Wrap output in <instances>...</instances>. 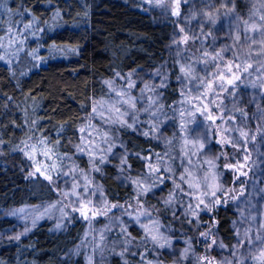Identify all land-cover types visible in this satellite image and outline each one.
<instances>
[{"label": "trees", "instance_id": "1", "mask_svg": "<svg viewBox=\"0 0 264 264\" xmlns=\"http://www.w3.org/2000/svg\"><path fill=\"white\" fill-rule=\"evenodd\" d=\"M196 2L201 6L193 18L192 11L196 7L192 4ZM225 2L227 0H187L181 12L190 18L191 30L186 32L190 40L187 45H174L173 39L182 35L178 33L177 17L161 15L162 9L152 7L145 0H0V42L5 44L0 55L6 56L0 61V264H88L90 256L94 264H198L202 256H207L214 264L227 260L235 264L230 253L237 241L236 231L243 234L250 228L253 234L264 235V156L260 155L264 153V142L257 136L255 144L247 145L251 152V160L244 169L247 176L227 167L242 159V153L231 145L219 143L223 128L231 127L233 122L221 126L216 119L213 124L200 112L192 111L197 92L194 88L191 93L185 91V84L178 79L182 75L180 65L190 62H196L193 67L197 75H205L201 71L204 65L198 63L202 42L193 43L191 36L198 35L201 27L205 32L210 30L202 13L214 8L221 13L211 29L215 40L212 37L204 40L203 50L225 49L221 53L224 61L235 62V52L241 53V61L245 59L243 53L248 51V46L243 38L242 49L227 47L233 43L227 22L232 16L249 19L256 0L236 1L234 13L227 18L221 7ZM255 19L252 17L250 22ZM23 24H31V28L27 31L21 28L22 36H14L16 43L8 47V27ZM179 49L184 51L179 52ZM251 62L253 74H243L242 82L237 83V95L242 97L239 105L246 108L249 126L254 131L257 121L253 117L258 115L255 105L264 108V93L249 99L246 91L255 80V66L264 60L253 57ZM217 63L223 66L220 61ZM208 66L210 72L216 70L211 64ZM155 71L161 73L157 85L152 87L154 91L141 93L142 79ZM129 73L135 87L128 91L136 98V110L125 106L128 115L123 119L132 123L135 118L134 128L106 123L99 115L93 117L94 102L119 99L104 82L111 81L112 88L119 91L127 83L122 77L128 78ZM165 74L167 86L161 87ZM255 82L257 86L260 83ZM147 97L156 104L149 107ZM211 98L209 96L208 100ZM208 100L203 102L208 103ZM216 103L221 104L220 111L227 117L226 109L233 107L227 92L221 93ZM110 106V103L105 104V107ZM146 108L148 111H144ZM209 110L213 116L217 115V109L211 104ZM235 115V123L240 124L241 117L238 113ZM112 119H116L115 114ZM89 124L93 127L88 128ZM198 124L208 129V140H203V149H191L196 153L191 157V165L182 164V160L187 159L184 153L190 152L185 138H194L193 129ZM82 127L91 132L94 144L101 149L108 147L101 141V136L107 133L112 151L97 152L93 157L87 151L80 152L78 146L84 147L87 143V139H81L86 137V132L80 131ZM217 128H220L219 133ZM144 132L148 135H143ZM31 138L46 142L41 151L51 150L49 156L39 154L38 158L43 170L49 168L46 174L53 176L52 183L42 176L28 175V163L20 149ZM210 146L213 153L208 156ZM157 155L161 158L159 174L163 175L164 183L141 197V203L142 210L151 212L152 218L159 221L160 232L171 244L165 248H158L150 239L144 240V230L133 219L138 189L131 181L147 172L144 157H151V162L156 164ZM100 156H105V163H100ZM121 157H126L130 168L121 164ZM205 161H212L215 166ZM52 163L69 174L57 177L56 170L50 169ZM184 167L198 177L206 174L208 184L232 190L227 203L222 201L211 213L200 211L198 221L182 211L184 205L195 201L178 195L172 205H165L163 201L173 190L169 175L179 183ZM164 168H171L172 172L164 173ZM81 172L91 181L89 193L95 192V198L102 202L106 199L109 204L124 205L133 218L120 208L95 217L89 213L88 219L80 212H73L76 198L65 195L62 182L79 181L78 191H81L84 183ZM231 196L238 199L233 200ZM92 197L89 196L91 200ZM129 204L132 207H128ZM43 205V220L31 226L19 240L1 236L19 224L17 216L13 215L15 210L38 209ZM141 222H145L144 217ZM213 223L216 227L212 228V234L217 245L223 243L224 248L209 247L200 236ZM121 227H127L135 238L127 245L123 256L119 255L125 248L121 243L124 238ZM101 232L105 236L102 243ZM177 247L181 256L172 253ZM185 248L189 251L186 258H182ZM246 249L247 245L236 255L241 256Z\"/></svg>", "mask_w": 264, "mask_h": 264}, {"label": "snow or ice", "instance_id": "2", "mask_svg": "<svg viewBox=\"0 0 264 264\" xmlns=\"http://www.w3.org/2000/svg\"><path fill=\"white\" fill-rule=\"evenodd\" d=\"M145 2L151 5L154 8L162 9L165 13L170 14L175 17H179L181 15V0H145ZM184 3H187V0H184ZM231 5V7H229ZM258 5V7H257ZM221 7L225 9L223 12L224 17H229L231 13L235 11L234 0H227V3L222 4ZM205 21L209 24V31L205 32L203 27L199 29V34L193 33L191 36L192 42L195 43L197 40L202 42V50H201V59L198 63H202L204 67L201 69L205 75H197L196 70L193 67V63L190 62L187 64H181L179 71L182 74L181 79L182 83L185 84V91L188 93L192 92L194 88L197 92V95L193 97L196 101V104L193 105L192 111L200 112L202 116L206 120L212 121L215 124L216 119L220 120L221 126L228 124L230 121L233 122L231 127H224L223 134L221 135V139L219 143L231 145L232 148L236 149L238 152L242 153V159L237 160L235 164L226 165L227 167L233 168L240 175L247 176L248 172L244 171L245 168L248 167V163L251 160V152L247 147L248 144H255L257 140V136H259L264 142V108H261L259 104H256V110L258 115H254V119L257 121L255 130L253 131L248 123V112L246 108L239 105L241 96L237 95V89L239 85L238 81L242 82V74H248L251 76L253 73L250 72V69H253V63L251 60L253 57H257L260 60H264V0H256V3L253 4V11L249 19H242L239 16H232L231 19L228 20V32L230 34V38L233 43L228 47L229 50H234L239 46L241 49L243 48V41L247 43L248 51L243 53L245 59L243 61L240 60L241 53L235 52V62L232 60L224 61L221 53L225 49H221L220 51H216L215 49L212 52L203 50V41L207 40L209 37H212L215 40V37L212 36L211 29L215 27L218 20L220 19V9H212L210 11H204L202 13ZM195 14H193V18ZM252 17H255V20H250ZM234 25V26H233ZM242 25V28H241ZM27 31L31 28V24H23L19 26L10 25L7 29V37H8V47H11L13 43H16L14 36H22V32L20 29ZM223 28V25L221 26ZM178 33L182 34L177 39H173L174 45H187L190 40V36L185 32L183 27L178 28ZM34 34V33H33ZM21 44L23 43V39L19 41ZM5 44L0 42V49H4ZM73 51H76L73 49ZM184 51V49H179V52ZM178 52V54H179ZM6 59L5 55H0V61H4ZM220 61L223 64V69H221L220 64L217 63ZM11 63V61H8ZM211 64L215 71L209 72L208 65ZM235 69V71H233ZM256 76L255 80L251 82V87L256 88L257 84L255 81H260L259 87L264 89V63H258L254 69ZM159 74V73H157ZM117 76L120 74L117 73ZM131 77V73L128 74V78L122 77V79H127L126 86L121 90L117 91L112 88L111 81H105L104 83L108 85L111 89L112 93L118 97L114 102L111 101H98L94 102L92 106V114L93 117L99 115L102 120L106 123H119L127 128H134L136 119H133L132 123H129L126 119H123L124 116L128 115L127 108L132 110H136V98L131 96L129 93V89L135 87L134 82H132L129 78ZM191 85L192 87H187ZM161 87H166V74L165 80H162ZM145 90L154 91V88L150 87L148 84H144V87L140 90L143 93ZM227 92L228 97L230 98L233 107L231 109H226L229 114L227 117L220 111L221 104H217L216 101L220 99L221 93ZM183 94V91H182ZM212 98L208 100V97ZM149 101V107L156 104V101L151 97L146 98ZM204 100H208V103H204ZM110 107H105V104H109ZM209 104L217 109V115L213 116L211 111L209 110ZM198 105V106H197ZM127 106V108H125ZM162 107V105H161ZM124 109V111H122ZM144 111H148V109H144ZM105 112L108 113V116L105 117ZM236 113L241 117V123L236 124ZM115 114L116 119H112V115ZM151 115H155V112H152ZM183 115V113H181ZM88 128H92V125H87ZM156 125L153 124V129H155ZM183 127V126H182ZM95 130V129H94ZM82 133L86 132V128H80ZM98 131V130H97ZM217 132H220V128H217ZM231 133H235V136H232ZM143 135L147 136L148 133L144 132ZM82 140L87 139V143L84 147H79L78 150L80 152L87 151L90 157H93L97 154V152H105L110 153L112 151V145L109 143L107 139V133H104L101 136V141L104 144H107L108 147L106 149L99 148V145L94 144V137H92L91 132H86V137H81ZM185 145H190V152H185L184 156L187 158L186 160H182V164L186 163L188 165L192 164L191 157L196 155L195 151H191V149H203L204 142L198 136H194L192 139L185 138ZM45 141L39 140L37 143L28 145L25 142L26 147H30L31 152H36L39 147L41 150L45 147ZM23 151V149H20ZM50 149L48 151H41V155L49 156ZM29 155V159L33 157ZM264 156V153L260 154ZM50 158V157H49ZM100 163H105V156H100ZM147 162V172L136 179H133L131 183H133L138 191L135 193L136 200V215L133 218V214L127 212L124 208V205L120 204H109L105 199L102 204L97 206H89L92 205V201L89 198L90 195H95V192L89 193V184L91 181L88 180V177L81 172V175L84 176V183L81 191H78L80 188V182L77 181L71 185V192H66V196H73L76 198L78 207L73 208V211H79L80 214L85 218H89V213L92 217L97 215H107L108 211L112 208H120L122 209L126 215L130 218H133L135 223H137L143 230V238L144 240H151L158 248L171 247L170 242L167 237H165L160 232V224L158 220H154L152 218L151 212L147 210H142L143 205L141 203V197L146 196L150 191L155 187H159L164 183L163 175H160L161 169L159 167L160 157L157 155V162L153 164L151 162V157H144ZM205 163L215 166L212 164V161H205ZM121 164L127 167H131L127 165L126 157H121ZM50 169L56 170V176L60 177L61 175H68V172H63L62 170H58L55 163L50 165ZM96 171H99V168H95ZM123 170V168H122ZM49 171V168H45L43 171L40 167H37L33 172L29 173L30 177H34L39 173L43 179L47 180L49 183L53 182V176L46 174ZM74 171V169H73ZM164 173H171V168H164ZM248 171H251V168H248ZM169 179L173 182V190L169 191L167 198L163 201L165 205H172L177 199L178 195L187 198L189 201H195L194 203L189 202L184 205L182 211L185 216H191L195 218L197 221L199 220V212L204 211L207 213H211L213 209H215L218 205L223 203H227L228 197L231 195L230 189L224 188L219 184H208V176L205 174L202 177H198L195 173L190 170L188 167L182 168V174L178 177L179 183H177L172 175H169ZM203 181V183H202ZM183 185V186H182ZM241 194H243V189H241ZM233 200H237L238 197L231 196ZM183 203V201H180ZM128 207H132L131 204ZM19 212H23L24 209L17 210ZM16 213L14 212L13 215ZM175 214V213H174ZM141 217H144L145 222H141ZM253 219H255L253 217ZM189 224L192 223V220L187 221ZM59 227V225H57ZM216 227L215 223L208 226V231H203L200 233V236L204 238L206 242L209 243V247L213 245H217V241L212 234V228ZM264 227V225H262ZM27 231V229L25 230ZM120 232L123 234V239L121 243L125 245L124 251L119 253V255L123 256L124 252H126L127 245H131L135 240L134 237L128 232L127 227H121ZM237 241L236 244L233 245L231 255L235 260V264H264V235H261L259 232L255 234L252 233V230L245 229L243 234L239 230L236 231ZM13 239L19 240L20 236L17 235ZM105 239L103 232L100 233V242L102 243ZM247 245L246 253L241 256H237V252L240 249H244ZM219 248L226 247L223 243L217 245ZM99 247V244L97 245ZM101 256L103 257V248L100 249ZM189 248H185L183 250L182 258H186ZM143 259V257H142ZM88 264H94L93 258L90 256L88 258ZM198 264H214V261L209 259L207 256H202L199 258ZM221 264H233V260H227L221 262Z\"/></svg>", "mask_w": 264, "mask_h": 264}, {"label": "rangeland", "instance_id": "3", "mask_svg": "<svg viewBox=\"0 0 264 264\" xmlns=\"http://www.w3.org/2000/svg\"><path fill=\"white\" fill-rule=\"evenodd\" d=\"M236 1H238V0H234V4ZM250 1H254V0H250ZM197 2H196V5H194L195 3L192 4L196 8L195 7L189 8L191 10L195 8L192 11V14H196L198 8L201 6V4H199ZM225 3H227V2H225ZM185 4L186 3H184V0H181V9H182V6H184ZM189 5H191V4H189ZM229 6H231V5H229ZM161 13H162L161 15H164V16L169 15V14L165 13L163 10H161ZM177 19L180 22V27H183L185 29V32H187V30H191V26L189 24L190 18H188V16H186V14H183L181 12V15L179 17H177ZM220 66H221V69H223V66L222 65H220ZM208 71L210 72L209 66H208ZM233 71H235V69H233ZM157 73L160 74L161 72L155 71V72H151L149 74H146L144 76V79H142V82H143L142 88L144 87V84H148L150 87H155L157 85L159 77H160V75ZM202 74H205V73L202 72ZM242 76H243V74H242ZM246 93H247L246 96L249 99H256L257 96H260L262 93H264V89H261L258 86L256 89L252 87L248 91H246ZM193 133L195 136H198L202 140H206V139L208 140V129L204 126V124H198L193 129ZM39 140H41V139L31 138V139H28L26 142L30 146L32 144L37 143V141H39ZM21 149H23V151H21L23 159L26 161V163H28V166L26 168L29 169V173L33 172L37 167H40L41 170L43 171V169L40 165V162H39V158H38L39 154L41 153V149L38 147L36 152H31L30 147H26L25 143L22 145ZM26 153L30 154L33 158L29 159V155H26ZM212 153H213V148L210 146L207 149V155L210 156V154H212ZM29 173H28V175H29ZM36 176L39 177L40 176L39 173H37ZM72 184H73V182L70 181L69 179L64 180V182H62V186L65 188L64 192H69V189H71ZM95 197H96V194L93 195V197H92V200H91L92 205L89 206L90 208L92 206H97V205H100L102 203V201H100L99 199H96ZM74 202H73V204L75 205L74 208H77L78 207L77 201L74 200ZM22 209H24L23 212H19L17 210L14 211L16 213L15 215L18 218L19 224H17L13 229L2 233L1 234L2 237L14 238L17 235L21 236L23 233H25L26 229L28 230L31 226L38 224L40 221L43 220L44 212H42V211L45 210L44 205L39 207L38 209H36L34 207H26V208H22ZM39 211L41 212V214ZM73 212H79V211H73ZM172 253L174 256H181L182 255V252H181L179 247L173 249Z\"/></svg>", "mask_w": 264, "mask_h": 264}]
</instances>
